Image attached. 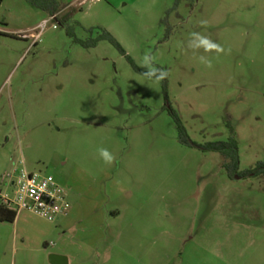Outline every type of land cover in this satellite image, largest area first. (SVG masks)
<instances>
[{
	"label": "rangeland",
	"instance_id": "rangeland-1",
	"mask_svg": "<svg viewBox=\"0 0 264 264\" xmlns=\"http://www.w3.org/2000/svg\"><path fill=\"white\" fill-rule=\"evenodd\" d=\"M56 1L59 18L27 0L0 8V191L24 160L72 213L66 229L29 212L0 221V264L63 249L73 264H264V175L230 178L169 111L200 144L236 137L241 170L264 162V0ZM106 30L144 72L146 52L168 71L167 96L98 40ZM193 32L225 54L190 48Z\"/></svg>",
	"mask_w": 264,
	"mask_h": 264
},
{
	"label": "built area",
	"instance_id": "built-area-1",
	"mask_svg": "<svg viewBox=\"0 0 264 264\" xmlns=\"http://www.w3.org/2000/svg\"><path fill=\"white\" fill-rule=\"evenodd\" d=\"M21 164L6 174L11 191H0V202L18 213H33L50 222L67 216L72 209L68 191L51 176L28 170L24 160Z\"/></svg>",
	"mask_w": 264,
	"mask_h": 264
},
{
	"label": "trees",
	"instance_id": "trees-1",
	"mask_svg": "<svg viewBox=\"0 0 264 264\" xmlns=\"http://www.w3.org/2000/svg\"><path fill=\"white\" fill-rule=\"evenodd\" d=\"M31 5L34 7L43 9L47 12H49L52 16H55L59 18V12L60 8L56 0H27ZM182 0H178V2H181ZM4 0H0V8L3 4ZM51 2H53L54 6L51 7ZM66 22V19H63V23ZM106 39L109 40L111 43H113L115 46L119 48V50L127 56V58L135 65V68L143 72L141 68H139L132 57L127 53L125 48L122 46V44L117 40V38L109 31H104L103 34L100 35L98 40ZM95 40L91 43H87L86 41L76 38V41L79 43H82L83 45L87 47L95 46L97 44V41ZM168 85H169V79L168 77L163 80V89L164 93L168 94ZM169 111L171 115L175 119V123L178 128L179 132V139L182 143L189 145L191 147H197L201 150L208 152L213 151L221 154L223 157V167L226 169L228 175L230 178H243V177H250V176H261L264 175V162H260L257 164L256 167L249 168L246 170H241V158H240V146L239 141L236 137H231L228 140H216V141H210L205 144H200L196 141H194L188 131L186 126L184 125V122L177 110L170 107ZM18 212L16 210L11 209L7 204H4L0 202V221H15L17 219Z\"/></svg>",
	"mask_w": 264,
	"mask_h": 264
},
{
	"label": "clouds",
	"instance_id": "clouds-1",
	"mask_svg": "<svg viewBox=\"0 0 264 264\" xmlns=\"http://www.w3.org/2000/svg\"><path fill=\"white\" fill-rule=\"evenodd\" d=\"M200 25L202 27H206L208 25L207 20H201ZM190 35L192 37V40H190L188 45L190 48H202L205 53L215 52L218 56L220 54H225L226 50L224 46L217 42H214L210 39V37L196 32H193ZM228 51H230V49ZM198 59L208 68H211L213 66L212 61L203 55L199 56ZM141 66L146 69L143 75L149 80H155L159 82L168 77V71L166 69H164L163 67H157L155 65V57L151 53L146 52L144 54ZM98 152L100 158L104 161L105 164L111 165L116 159V157L107 148H100L98 149Z\"/></svg>",
	"mask_w": 264,
	"mask_h": 264
},
{
	"label": "crops",
	"instance_id": "crops-1",
	"mask_svg": "<svg viewBox=\"0 0 264 264\" xmlns=\"http://www.w3.org/2000/svg\"><path fill=\"white\" fill-rule=\"evenodd\" d=\"M68 197H69V195H68ZM21 213V212H20ZM23 213V212H22ZM71 213H72V209H71V211H70V213L67 215V216H65V217H62V218H60L62 221H61V225H63V229H66V225H67V219L70 217V215H71ZM18 216H19V213H18ZM18 216H17V218H18ZM17 220V219H16ZM15 220V221H16ZM53 253H57V254H63V255H66V256H68V258H69V262H70V264H73L72 263V261H71V257H70V255H69V252L65 249H63V250H59V251H53L52 252V254ZM78 258H79V256H77V257H75V262H74V264H78L77 262V260H78Z\"/></svg>",
	"mask_w": 264,
	"mask_h": 264
},
{
	"label": "water",
	"instance_id": "water-1",
	"mask_svg": "<svg viewBox=\"0 0 264 264\" xmlns=\"http://www.w3.org/2000/svg\"><path fill=\"white\" fill-rule=\"evenodd\" d=\"M50 262L52 264H70L68 256L57 253L50 255Z\"/></svg>",
	"mask_w": 264,
	"mask_h": 264
}]
</instances>
